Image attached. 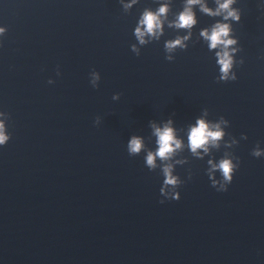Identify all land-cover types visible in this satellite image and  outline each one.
<instances>
[{
	"label": "water",
	"instance_id": "obj_1",
	"mask_svg": "<svg viewBox=\"0 0 264 264\" xmlns=\"http://www.w3.org/2000/svg\"><path fill=\"white\" fill-rule=\"evenodd\" d=\"M130 3L0 0V111L12 136L0 148V264H264V158L252 156L264 151V9L235 5L237 80L224 81L200 36L222 18L197 8L187 47L169 52L189 35L168 27L184 0L144 44L135 30L158 0ZM201 118L228 123L197 157L187 134ZM169 120L184 142L167 162L180 201L162 195L159 160L150 169L146 151L128 152L134 136L154 151L152 125ZM223 158L239 169L218 192L209 161Z\"/></svg>",
	"mask_w": 264,
	"mask_h": 264
},
{
	"label": "clouds",
	"instance_id": "obj_2",
	"mask_svg": "<svg viewBox=\"0 0 264 264\" xmlns=\"http://www.w3.org/2000/svg\"><path fill=\"white\" fill-rule=\"evenodd\" d=\"M133 3L125 4V8H131ZM159 7L153 10H145L139 19L135 35L141 44L146 43V37L159 39L164 34L165 21L171 11V0H158ZM239 0H215L216 7L213 9L209 6L208 0H184L183 9L176 14L174 21L168 24V27L178 30H187L189 35L178 37L175 40L168 41L166 48L169 52H173L176 48H186V41L190 40L192 30L198 24L196 9L209 17L222 18L207 29L200 32V36L207 43L210 51H215L217 63L222 73L221 79L224 81H236L237 76L232 71L234 64V55L240 51L239 48L233 47L238 44V40L233 37V23H239L242 20V13L235 5ZM259 6L264 9V0H258ZM8 29L0 26V46H2V38L7 34ZM171 59V57H169ZM241 64L244 60L240 61ZM99 75L95 74L93 84L99 80ZM53 84V81H49ZM8 114L0 111V148L9 144L12 136L8 129ZM227 121L222 120L220 123H212L206 119H198L194 126L190 127L187 134V146L190 151L197 157H200V150L205 154L210 151L209 146L218 148L220 141L226 135L224 127ZM153 136L155 137L156 148L154 151L148 150L141 137H132L128 144V152L130 155H139L146 151L145 165L150 169H155L160 165L159 160L163 164L164 183L161 189L162 195L168 201H180L181 193L180 178L174 175V166L168 161L172 160L179 150L184 147V142L177 137V132L173 127V122L169 120L163 126L157 124L152 125ZM246 139L247 137H242ZM252 156L257 159L264 158V151L259 149L252 152ZM202 158V157H201ZM179 163V161H177ZM211 169L209 175L212 178V186L218 192H227L229 186L233 183L235 175L239 169V165L235 164L230 158H223L219 163L209 161ZM219 172L221 180L217 181L212 173ZM165 203L164 200L160 201Z\"/></svg>",
	"mask_w": 264,
	"mask_h": 264
}]
</instances>
